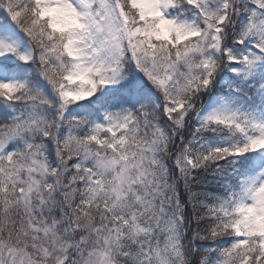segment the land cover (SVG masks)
Segmentation results:
<instances>
[{
  "label": "snow or ice",
  "instance_id": "1",
  "mask_svg": "<svg viewBox=\"0 0 264 264\" xmlns=\"http://www.w3.org/2000/svg\"><path fill=\"white\" fill-rule=\"evenodd\" d=\"M0 264H264V0H0Z\"/></svg>",
  "mask_w": 264,
  "mask_h": 264
}]
</instances>
